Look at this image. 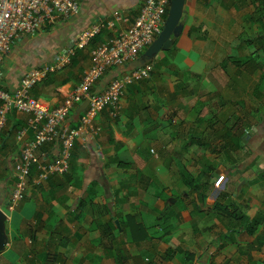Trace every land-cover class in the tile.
<instances>
[{
  "label": "crops",
  "instance_id": "crops-1",
  "mask_svg": "<svg viewBox=\"0 0 264 264\" xmlns=\"http://www.w3.org/2000/svg\"><path fill=\"white\" fill-rule=\"evenodd\" d=\"M257 1L185 0V41L173 39L145 62L153 65L149 76L126 85L115 116L109 108L97 114L100 130L75 140L68 172L36 182L31 170L25 193L44 192L49 203L8 207L13 177L0 172V209H7L0 231L2 221L8 225L0 264H189V253L191 264L264 262V79L238 76L241 52L254 51L252 26L257 37L264 13ZM142 2L79 0L69 19L15 40L0 66V87L13 94L26 71L51 63L81 31L116 13L113 26L32 87L44 105L58 106L90 67V49L126 29ZM216 19L213 29L207 23ZM247 57L242 66L263 67ZM129 67L107 69L92 90L102 92ZM81 114L71 113V126ZM26 119L15 109L8 113L0 152L10 150L11 163L19 154L15 132ZM41 152L55 157L57 143ZM159 218L164 224L153 234Z\"/></svg>",
  "mask_w": 264,
  "mask_h": 264
},
{
  "label": "built area",
  "instance_id": "built-area-1",
  "mask_svg": "<svg viewBox=\"0 0 264 264\" xmlns=\"http://www.w3.org/2000/svg\"><path fill=\"white\" fill-rule=\"evenodd\" d=\"M169 3L170 0H143L138 14L126 29L94 45L90 49V67L72 92L56 107H48L32 96V87L48 73L63 69L74 52L89 45L103 28L113 26L114 21L120 19L116 13L114 19L96 21L81 31L74 43L51 63L26 71L13 94L0 87V135L12 109L27 114L24 125L15 132L19 154L12 162L14 181L8 207L16 208L23 200L32 169L36 182L68 172L69 156L75 140L84 139L86 134H97L100 130L95 124L97 114L109 108L111 115L115 116L121 109L126 85L149 76L153 65L145 63L113 78L102 92L92 90L107 69L126 66L145 51L163 27ZM78 11L79 0H0V66L19 36L36 35L41 29L53 27ZM84 101H87V105L80 116V124L71 126V113ZM54 143L58 147L55 157L41 152L44 146Z\"/></svg>",
  "mask_w": 264,
  "mask_h": 264
},
{
  "label": "rangeland",
  "instance_id": "rangeland-1",
  "mask_svg": "<svg viewBox=\"0 0 264 264\" xmlns=\"http://www.w3.org/2000/svg\"><path fill=\"white\" fill-rule=\"evenodd\" d=\"M257 7L259 9L263 8V10H264V0H258L257 1ZM217 20L218 19L214 20V22H212V21L210 23L208 22L207 24H209V25L212 24L213 25V29H215V27H217L218 26V23H219V21H217ZM252 23H253V21H252ZM243 24H242V26H243L242 27V33L244 35L245 32L247 33L249 31V27L250 26H249V23H247V24L245 23V25H243ZM256 24H257V28H258V32H257L258 36L256 37V35L253 32V30H254L253 29V26H252V30H251V32H252V37H251L252 41L251 42L253 44L252 45V49H254V51L251 52L250 50H248V51L241 52V55L239 54L240 55V62H243L248 55H251V56L254 55V58H257L259 60L260 64H262L263 67L262 68H258L256 71H253L252 69H250V67L242 66V64H241V68L242 69L239 70L240 73L238 75L240 79H264V52H263V49H262V44H264V36H263V32H264V13L263 12H260L259 11V13H258V19H257V23ZM181 32H183V31H181ZM243 35H242L241 38L244 39V41L248 37H250L248 34L247 35H244V36ZM172 39H175V43H182V41L184 42L185 39H186V32H184L183 34L180 33L179 35L172 37ZM208 54L211 55L210 53H207L206 56H208ZM4 132H6V131H3L1 133L0 140H2V137L1 136L2 135L3 136L5 135V134H3ZM11 137H12V135H11ZM14 138H15V135H14ZM0 153H1V157H0V172L2 174L5 173L6 176H11L12 175V169H13V163H11L12 158L11 159H10V157L8 158V155H9L8 153H12V152L10 150H8L7 152L6 151L5 152L4 151H1ZM9 156H11V155H9ZM13 181H14V179L12 178V180H11L10 183L12 184ZM30 186L31 187H33V186L36 187L37 185H34V184H32L30 182ZM9 193H10V191H9ZM7 198H9V195H8ZM27 200L30 201L32 204H37L39 206H42V205H45V204L49 203V197H48V195L44 194V192L41 195H39V196L33 194V192H32V194H31V192H27V194L25 193V196H24L23 200L19 203V205L22 204V203H24V202H26ZM2 211L4 213L7 212V209H6L5 206L2 207ZM14 215H15V217H14L13 222L15 224H17L16 218H18V214H17V216H16V214H14ZM153 215H155V214H153ZM156 216H158V214H156ZM157 220L160 221V223L157 226H153L151 228V232L153 234H157L158 233V230L160 228L158 226L160 224L161 225L164 224V220H161L160 218L157 219ZM151 223H153V221ZM7 228H8V225H6L4 223V221H2L1 222V232L3 234H5V235L8 236V230H7ZM212 264H218V263L213 262ZM259 264H264V262H260Z\"/></svg>",
  "mask_w": 264,
  "mask_h": 264
},
{
  "label": "water",
  "instance_id": "water-1",
  "mask_svg": "<svg viewBox=\"0 0 264 264\" xmlns=\"http://www.w3.org/2000/svg\"><path fill=\"white\" fill-rule=\"evenodd\" d=\"M184 1L185 0H170L161 31L157 34L145 51L137 59L130 62V67L128 70L134 69L135 67L144 64L146 61L152 59L160 50H167L172 45V37L179 35L182 31L183 25L181 22V16L183 14ZM125 67H127V65ZM86 105L87 101H84L77 107L75 111L76 118L78 114L85 109ZM3 244L4 239L0 231V249H2Z\"/></svg>",
  "mask_w": 264,
  "mask_h": 264
},
{
  "label": "trees",
  "instance_id": "trees-1",
  "mask_svg": "<svg viewBox=\"0 0 264 264\" xmlns=\"http://www.w3.org/2000/svg\"><path fill=\"white\" fill-rule=\"evenodd\" d=\"M167 11H168V9H167ZM167 11H166V14H167ZM250 58L249 57H246V59L242 62V64L244 65V64H248V62H250ZM237 64H241L240 62L239 63H237ZM241 66V65H240ZM11 130H12V128H11ZM132 224H135L134 226H135V231H140V232H143V231H145V229L140 225V224H138V223H133L132 222ZM130 226H132L131 224H130ZM130 230H132V229H130ZM131 233H132V231H131ZM146 235L147 234H145L144 235V237H146ZM172 254H173V251L170 249V250H168V251H166L165 252V254L163 255V257H164V259H169L171 256H172ZM192 258H193V256L189 253V254H186V261L189 263V264H191L192 263Z\"/></svg>",
  "mask_w": 264,
  "mask_h": 264
}]
</instances>
